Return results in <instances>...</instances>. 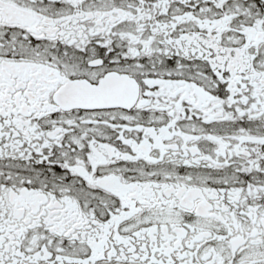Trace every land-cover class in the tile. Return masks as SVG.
<instances>
[{
	"label": "snow or ice",
	"instance_id": "6c2138e0",
	"mask_svg": "<svg viewBox=\"0 0 264 264\" xmlns=\"http://www.w3.org/2000/svg\"><path fill=\"white\" fill-rule=\"evenodd\" d=\"M0 264H264V0H0Z\"/></svg>",
	"mask_w": 264,
	"mask_h": 264
}]
</instances>
